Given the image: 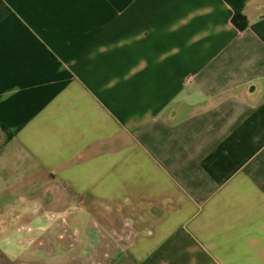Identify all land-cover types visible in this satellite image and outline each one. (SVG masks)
Wrapping results in <instances>:
<instances>
[{
	"label": "crops",
	"instance_id": "0c3cea01",
	"mask_svg": "<svg viewBox=\"0 0 264 264\" xmlns=\"http://www.w3.org/2000/svg\"><path fill=\"white\" fill-rule=\"evenodd\" d=\"M0 264H264V0H0Z\"/></svg>",
	"mask_w": 264,
	"mask_h": 264
},
{
	"label": "rangeland",
	"instance_id": "374dc122",
	"mask_svg": "<svg viewBox=\"0 0 264 264\" xmlns=\"http://www.w3.org/2000/svg\"><path fill=\"white\" fill-rule=\"evenodd\" d=\"M84 250V248H82V251ZM79 252V251H78ZM84 252V251H83ZM20 256L23 260L25 261H37L38 260H41L42 258V255L41 254H38V256H35L29 252H25V251H21L19 252ZM82 253V252H81ZM79 255H83V254H79ZM59 259V258H58ZM59 261H63L62 258L59 259Z\"/></svg>",
	"mask_w": 264,
	"mask_h": 264
},
{
	"label": "trees",
	"instance_id": "16d2710c",
	"mask_svg": "<svg viewBox=\"0 0 264 264\" xmlns=\"http://www.w3.org/2000/svg\"><path fill=\"white\" fill-rule=\"evenodd\" d=\"M234 22L240 29L244 30L247 27V19L242 13H237L234 18Z\"/></svg>",
	"mask_w": 264,
	"mask_h": 264
}]
</instances>
